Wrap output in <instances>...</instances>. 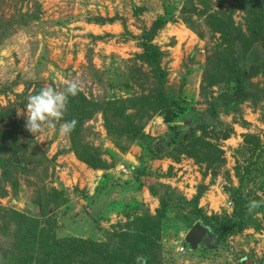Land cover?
<instances>
[{
  "label": "rangeland",
  "instance_id": "obj_1",
  "mask_svg": "<svg viewBox=\"0 0 264 264\" xmlns=\"http://www.w3.org/2000/svg\"><path fill=\"white\" fill-rule=\"evenodd\" d=\"M234 1L0 0V111L15 106L18 117L0 121V150L9 156L26 143L33 157V162L27 161V169L11 166L5 171L0 167L1 185L8 190L0 192V207L25 213L45 227L35 200L44 191L63 190L67 203L52 209L57 237L61 242L71 237L80 238V242L99 241L94 250L85 251L86 255L78 250L70 264H115L111 257H100L103 243L114 251L119 243L111 237L115 225L126 226L133 214L120 210L108 218L98 217L103 209L96 193L103 170L79 159L71 133L59 135V124L67 121L68 111L56 131L45 128L35 136L26 129V115L22 114L28 97L41 88L51 85L62 90L66 81L75 79L90 99L129 98L126 111L140 130L138 136L115 139L101 110L85 122L92 130L88 139L102 148L108 172L116 181L110 199L117 196L116 191L123 192L124 202L136 198L144 211L154 214L161 205L149 187L155 184L160 194L168 192L181 201L166 206L163 233L158 239L162 264H264V172L256 173L262 168L260 162L250 163L252 156L264 155V42L252 37L235 42L228 30L225 32L221 18L231 11ZM161 15L166 21L153 43L162 53V76L139 57L144 51L145 31ZM232 16L245 31L243 9L236 8ZM90 18L113 21L101 28L91 26ZM92 31L100 37L95 38ZM255 49L259 57L251 63L248 56ZM221 51L230 60L240 55L242 66H248L251 75L245 86L250 97L231 113L221 102L215 115L214 98L228 93L235 77V68L226 67L227 57L222 66L217 60L208 61ZM153 90H163L188 108L176 119V125L183 133L195 127L202 151L213 149L221 162L209 166L208 161L192 154L191 144L176 146L169 124L151 97ZM19 149L17 153L23 155ZM144 169L148 173L142 172L137 179L135 174ZM7 177L18 180L19 187H13ZM141 181L146 183L143 187ZM201 188L203 195L192 202ZM241 195L261 206L249 211L253 221L246 214L241 217L238 222L246 223L243 229L220 237L213 221L206 217L226 214L236 218L235 205ZM2 215L1 211L0 222ZM7 229L0 225V264H25L27 255L19 252L23 248H14L16 225ZM65 243L73 250L83 247L78 241ZM24 246L31 254L33 247ZM48 262L57 264L56 260ZM27 264L48 263L43 252L35 251Z\"/></svg>",
  "mask_w": 264,
  "mask_h": 264
},
{
  "label": "trees",
  "instance_id": "obj_2",
  "mask_svg": "<svg viewBox=\"0 0 264 264\" xmlns=\"http://www.w3.org/2000/svg\"><path fill=\"white\" fill-rule=\"evenodd\" d=\"M233 3L231 11L223 14V19L221 18V24L223 25L225 32L227 33L228 30V33L231 35L233 41L246 38L250 40L249 38L252 37L254 40L257 38L259 41L264 42V0H235ZM236 8H241L244 11L246 24L245 31L241 28V26L236 25L233 19L232 12ZM89 20L90 22L99 24H105L107 21H113V19L103 18L99 19L98 22L94 21V19L92 20L91 18ZM165 21L166 18L161 15L153 22L152 27L145 31L141 43L144 51L139 54V57L143 61H147L153 66L155 73L159 71L160 76H162L160 67L162 53L153 41L157 32L164 26ZM93 36L95 38L100 37L98 35ZM227 52H229V48L226 53ZM226 57L227 55H224L221 51V53L215 54L213 59L209 58L208 61L213 60L214 63H216L215 61L217 60L218 63L216 64L222 66ZM258 57V50L255 49L253 52L249 53L248 61L255 63ZM225 62L227 63L226 67L235 68V72L233 71V73H235L234 84L231 86V90L228 93H223L219 95V97L214 98L212 110L215 115L219 112V104L221 102V106L225 108L227 113H231L232 110H236L238 108L237 106H239L240 103L250 97V92L247 91L245 82L249 80L251 71H247L248 66H242V57L240 55L237 56L236 54L235 58L230 60L228 56L227 61ZM151 97H153L156 102L157 110L159 109L165 121L169 124L172 141L175 142L176 146L186 145L187 147L191 144L192 154L196 158L200 156L201 159L208 161L209 166L217 161H222L220 157L214 154L213 149L206 150V152L202 151V143L198 142L199 139L195 137V127H192L191 131L183 133L180 131L179 126L176 125V119L183 117L187 113V107L182 106L180 101L168 97L163 90H153L151 92ZM96 100L90 99L83 90H81L77 96L69 97V103L67 106V121H71L73 119L77 121L76 127L74 131L71 132L70 136L72 147L79 159L96 170H103V179L100 185L101 188H99L96 193L97 201L99 198L102 199V203L100 205L103 209L99 212L98 217L100 216V219L108 218L111 213L116 211L119 212L120 210L126 214L129 212L133 214V217L126 226L125 224L124 226L117 224L115 225L113 233L109 231L112 234L111 237L113 239H118L119 243L114 246L113 251L108 244H105L102 241L100 244L103 243V249L101 250L100 257H104V259L107 260L111 257L115 264H139L138 262L141 258H146L145 263L143 264H162L161 258L158 255L161 249V242L158 239L162 237L163 233V226L165 223L164 219L166 218L167 210L166 206L171 203L177 205L181 201H179L178 197L168 195V192L160 194L155 184H150L149 187L151 192L159 198L161 205L157 208L156 213L154 214L148 210L144 211L145 209H143V204L136 198L128 202H124L123 192L116 191L117 196L110 199L111 194H113L117 188H113L116 181L108 172L109 166L107 165V161L102 157V148L94 145L88 139V134L92 133V130L91 126H86L85 122L88 118L93 116L94 113L101 110L104 113L109 133L115 139L119 140L127 134L130 136H138L140 135V130L137 128L133 116L128 114L126 111L128 103L130 102L129 98H110L101 102ZM15 114V106H9L0 111V121L5 119L7 116L18 120V117H15ZM18 149L12 151V155L9 156L6 154L2 155V151L0 150V167L2 169L8 171L11 166L22 169L29 168L27 161L31 160L33 162V157L32 154L28 153L27 144L23 143V147L19 149L23 152V155L17 153ZM251 159L250 163L252 164H255V162H260L262 164V168L257 170L256 173L263 174L264 155L257 154L256 157L252 156ZM142 172L148 173L146 169L143 171L139 170V172L135 174L137 179L140 178V174H142ZM7 179L13 183V187H19L20 183L18 180L15 181L12 177H7ZM119 180L120 181L117 182L121 183V179ZM141 182L140 186L143 187L146 183ZM1 184L2 179H0V192H2V194L7 193L8 190ZM129 189H132L131 184ZM165 189L168 191L167 188ZM45 192L46 191L42 192L40 197L35 200L36 204L39 205L38 208L43 215V219H45V227H42V221L39 222L35 220L34 217H30L25 213L13 209L5 210L1 207L0 212L2 211L3 215L0 225H2L4 231L8 230L7 227H11L13 224L16 225L17 241L16 244H14V248L18 247L19 250L20 248H23L21 251H18L27 255L24 259L25 264H27L28 261L30 262L33 260L35 251L43 252L45 254V262L48 264H52L48 262H51V260H56L57 264H70L71 261L75 260L78 250L85 254V251H87L88 248L94 250V245L99 244V241L87 239L80 242L78 240L80 238L71 237L73 239H64L63 242H61L60 237H57L56 229H58V224L56 216L54 215V210L52 209H55L61 203H67V196L64 195L63 190L58 191L56 188L46 192V197ZM203 192L204 189L201 188L198 195L195 197V200L192 202H197L203 195ZM89 199L91 200L92 197H89ZM249 201H252L251 198L245 199L241 195L239 202L235 205L237 212L236 218L224 214L221 217L214 215L206 217V219L213 221V229L215 232L220 234V237H224L228 233L241 230L246 226L245 222H238L241 217L243 218L246 214V216L250 218V221L254 220L250 215L251 211L247 207ZM140 209H143V212H141ZM223 217H225L224 221H222ZM72 240L74 241V244L76 241H78V243H82L83 247H78L77 250L71 249V247H69L65 242ZM25 244H30L33 247L31 254L28 253L29 249L24 246Z\"/></svg>",
  "mask_w": 264,
  "mask_h": 264
},
{
  "label": "clouds",
  "instance_id": "obj_3",
  "mask_svg": "<svg viewBox=\"0 0 264 264\" xmlns=\"http://www.w3.org/2000/svg\"><path fill=\"white\" fill-rule=\"evenodd\" d=\"M81 91V84L77 80H69L65 82L62 90H57L51 85L43 87L35 95L28 97L25 111L26 129L34 136L43 132L45 128L57 130V124L63 120L67 112L69 97H75ZM77 121H64L59 124V135L67 136L74 131ZM261 206L256 200L249 201L247 207L250 211H254Z\"/></svg>",
  "mask_w": 264,
  "mask_h": 264
},
{
  "label": "crops",
  "instance_id": "obj_4",
  "mask_svg": "<svg viewBox=\"0 0 264 264\" xmlns=\"http://www.w3.org/2000/svg\"><path fill=\"white\" fill-rule=\"evenodd\" d=\"M89 24H91V26H100L101 28L103 27H105L107 24L105 23V24H99V23H95V22H91V23H89ZM90 34L92 35V34H98V33H95V31H92V32H90Z\"/></svg>",
  "mask_w": 264,
  "mask_h": 264
}]
</instances>
